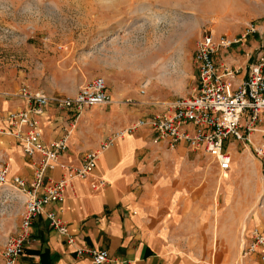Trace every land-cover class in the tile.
Masks as SVG:
<instances>
[{
	"label": "crops",
	"instance_id": "obj_1",
	"mask_svg": "<svg viewBox=\"0 0 264 264\" xmlns=\"http://www.w3.org/2000/svg\"><path fill=\"white\" fill-rule=\"evenodd\" d=\"M46 45L57 55V69L27 80L31 90L51 97H73L95 78L83 73L86 61L74 44L49 41ZM223 57L233 65L245 61L234 52ZM125 70L121 69L115 80L113 76L105 79L110 103L85 107L77 113L51 101L38 115L45 143L67 137L61 163L78 168L87 152L101 153L93 171L72 178L64 200L48 204L34 220L25 243L24 264H92L89 253H77L81 247L107 249L110 259L106 264H264L259 253L241 257L239 263L237 253H219L216 258L204 250L205 257H195L199 253L197 239L204 233L208 237L213 222L209 191L215 187L212 179L218 168L203 149L160 138L148 125L106 145L117 132L137 121L172 111V101L142 98L138 75L130 79ZM19 97L12 110L31 106ZM3 153L9 159L10 176L19 175L30 183L42 155L28 156L14 137ZM66 174L60 165L49 169L45 185ZM51 210L66 222L75 237L73 243L51 226L46 214Z\"/></svg>",
	"mask_w": 264,
	"mask_h": 264
},
{
	"label": "rangeland",
	"instance_id": "obj_2",
	"mask_svg": "<svg viewBox=\"0 0 264 264\" xmlns=\"http://www.w3.org/2000/svg\"><path fill=\"white\" fill-rule=\"evenodd\" d=\"M250 22L264 30V0H0V118L18 104L27 80L57 69L49 41L74 44L86 75L115 80L126 69L130 79L138 75L142 98L174 101L193 93L199 38L207 32L239 37ZM248 40L225 56L246 59L260 38ZM11 138L0 136V168L9 165L3 152ZM229 149L232 168H215L213 222L208 237L197 239L195 257H205L204 250L216 258L237 253L239 263L251 230L264 229V175L250 148L234 142ZM25 198L16 187L0 185V264L7 239L20 229Z\"/></svg>",
	"mask_w": 264,
	"mask_h": 264
},
{
	"label": "built area",
	"instance_id": "obj_3",
	"mask_svg": "<svg viewBox=\"0 0 264 264\" xmlns=\"http://www.w3.org/2000/svg\"><path fill=\"white\" fill-rule=\"evenodd\" d=\"M250 37H259L260 41L257 48L247 52L244 63L233 65L224 57L222 59L230 49L245 46ZM194 66L197 82L191 95L172 101L171 112L141 119L117 132L106 145L116 137L148 125L160 138H169L172 143L185 141L195 149H203L213 157L221 173L232 168L230 145L242 143L258 157L264 175V30L250 22L239 37L204 33L196 43ZM106 89V80L102 76L83 85L73 97H51L23 86L19 95L31 106L10 110L0 118V122L7 124L0 125V136L16 138L28 156L42 155L30 183L19 175L10 176L8 165L0 168V185L16 187L26 195L20 229L6 241L3 264H20L34 220L44 213L48 204L63 201L71 179L89 175L101 153L99 150L87 152L78 168L61 163L60 158L68 147L67 137L45 143L38 115L51 101L73 108L77 113L85 107L108 104L111 97ZM141 92H145L144 87ZM255 133H258V139L254 137ZM57 165L65 168L67 174L59 181L45 185L47 171ZM46 214L51 226L73 243L75 237L69 233L68 225L59 214L53 210ZM249 235L241 257L259 253L264 259V229L255 227ZM85 252L91 255L92 264H106L110 259L105 248L81 247L77 250L78 254Z\"/></svg>",
	"mask_w": 264,
	"mask_h": 264
},
{
	"label": "trees",
	"instance_id": "obj_4",
	"mask_svg": "<svg viewBox=\"0 0 264 264\" xmlns=\"http://www.w3.org/2000/svg\"><path fill=\"white\" fill-rule=\"evenodd\" d=\"M41 255H42V257H45V255H46V252H43V253H41Z\"/></svg>",
	"mask_w": 264,
	"mask_h": 264
}]
</instances>
